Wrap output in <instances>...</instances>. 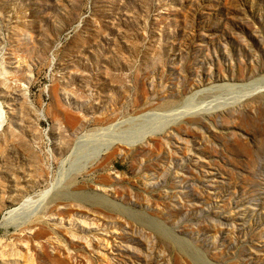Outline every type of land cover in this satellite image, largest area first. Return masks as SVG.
<instances>
[{
	"label": "rangeland",
	"instance_id": "obj_1",
	"mask_svg": "<svg viewBox=\"0 0 264 264\" xmlns=\"http://www.w3.org/2000/svg\"><path fill=\"white\" fill-rule=\"evenodd\" d=\"M261 80L264 0H0V264H264Z\"/></svg>",
	"mask_w": 264,
	"mask_h": 264
},
{
	"label": "bare ground",
	"instance_id": "obj_2",
	"mask_svg": "<svg viewBox=\"0 0 264 264\" xmlns=\"http://www.w3.org/2000/svg\"><path fill=\"white\" fill-rule=\"evenodd\" d=\"M245 90H247V93L248 94H258V93H262V92H264V81L263 80H261V81H255L254 82V84H252V85H248L247 87H246V89ZM209 93V92H208ZM193 100V99H192ZM191 103V102H190ZM211 104V103H210ZM173 107V106H172ZM174 107L176 108L177 106H175L174 105ZM173 107V108H174ZM178 108H180V107H177L175 110H173V111H176V110H179ZM185 108V110L184 111H176L178 114H182V113H184L185 111H187V110H189V109H186L187 107H184ZM176 115V114H175ZM135 130V129H134ZM144 132H146V131H144ZM138 134H141V133H138ZM133 135V136H131V135H128L127 136V138L129 139V140H131V142L130 143H128V145H131V143H134V140L135 139H137L138 137L139 138H141L142 136H144L146 133H143V134H141V135ZM115 136V135H114ZM116 137H118V136H116ZM122 140V139H121ZM136 141V140H135ZM122 142H123V140H122ZM121 142V143H122ZM101 151H104L103 149H102V147H99V148H97L96 150H95V152H93V153H91V154H89L87 157H86V161H89L90 160V158H91V156L93 155L94 156V154L96 155V156H98L100 153H101ZM95 157V156H94ZM61 168V167H60ZM63 181V180H62ZM57 183V182H56ZM54 184H55V182H54ZM57 185H59V184H55V185H51L50 187H49V189L48 190H46V191H44L42 194H41V197L43 198V197H45V196H47L49 193H50V191L52 190V188L55 186H57ZM41 199V198H40ZM107 202H110V201H107ZM14 211H11V212H8L5 216H3V220L5 221V222H7L8 221V219L10 218V216H12V213H13ZM122 212V211H121ZM123 213V212H122ZM33 214H34V212H33ZM32 214V215H33ZM36 214V213H35ZM9 216V217H8ZM30 216L31 215H29V218H30ZM28 220V218H24L23 219V222L22 223H26V222H28L27 221ZM18 222V221H17ZM151 222V221H150ZM153 223V222H152ZM156 223V222H155ZM154 223V224H155ZM21 224V223H20ZM17 225H19L18 223H17ZM12 227V226H11ZM160 235H161V233H160ZM163 235V234H162Z\"/></svg>",
	"mask_w": 264,
	"mask_h": 264
}]
</instances>
